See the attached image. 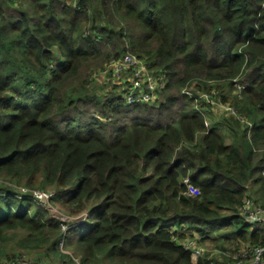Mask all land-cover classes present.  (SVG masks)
I'll list each match as a JSON object with an SVG mask.
<instances>
[{
    "label": "trees",
    "instance_id": "obj_1",
    "mask_svg": "<svg viewBox=\"0 0 264 264\" xmlns=\"http://www.w3.org/2000/svg\"><path fill=\"white\" fill-rule=\"evenodd\" d=\"M129 53L168 79L159 104L92 95L94 70ZM249 191L264 206V0H0V259L226 261L196 257L180 230L263 242L239 214Z\"/></svg>",
    "mask_w": 264,
    "mask_h": 264
},
{
    "label": "built area",
    "instance_id": "obj_2",
    "mask_svg": "<svg viewBox=\"0 0 264 264\" xmlns=\"http://www.w3.org/2000/svg\"><path fill=\"white\" fill-rule=\"evenodd\" d=\"M162 79H166L165 76L162 73L159 75L156 71L150 69L149 63L145 59L129 53L119 58L110 59L103 67L93 72L91 84L102 90L103 94L117 91L118 96L123 100L125 105H148L157 101L159 99V92L166 87L167 81L162 82ZM186 93L190 94L187 91ZM226 112L237 115L234 110H226ZM184 182L188 185L189 195L198 196L200 194L198 189L189 185L188 178ZM36 194L46 199L52 196V194L45 192H37ZM256 200L249 191L238 208L239 214L244 217L248 224L253 223L255 224L253 227L264 229V208ZM62 220H66V217L64 216ZM183 227H185L184 224ZM174 230L176 231L177 228ZM173 240L176 241L177 237H173ZM179 240L196 257H204L208 253H212L215 256H224L226 258V261L213 260L212 264H264V241L257 244L241 243L237 246L238 248H230L224 251L217 248L210 250L197 243L188 245L186 244V242H189L187 239L179 238ZM0 264L48 263L35 257H30L27 254H22L9 259H0Z\"/></svg>",
    "mask_w": 264,
    "mask_h": 264
},
{
    "label": "rangeland",
    "instance_id": "obj_3",
    "mask_svg": "<svg viewBox=\"0 0 264 264\" xmlns=\"http://www.w3.org/2000/svg\"><path fill=\"white\" fill-rule=\"evenodd\" d=\"M103 66H99L98 68H96L94 70V72L96 70H98L99 68L103 67ZM161 73H162V71L161 72H158L157 74L160 75ZM165 81H167V83H168V79L167 78L166 79H162V82H165ZM217 86H222V88L221 89L219 88V89L220 90H223L222 93L224 95H226V97L229 96V95H231V93H230V86H231V84L229 82H226V83H217ZM240 88H241V85L238 84V82L234 83L233 92L234 93L235 92H238L240 90ZM90 89L92 90V95L93 96L96 95V96H99L101 98H104V97L100 96V95H103V92H102V90H100L99 88H97V86L91 84L90 85ZM163 90H161L159 92V99L157 101H155L154 103H151V104H148V105H157V104H159V102L162 99L161 94H162V91ZM186 91L187 92H190V94H187ZM183 92L186 93L188 96L194 97L197 100L198 99L205 100V102H207V104H209V107H212V109L217 110L216 113H214V114L225 115L226 114V110H234V112L238 115V111L235 110V109H233L234 107L232 106L231 103H229L228 105L221 104L220 103V101H219L220 99L219 98L221 97L220 96L221 94L218 95L217 92H215L214 90H212L210 92L209 91H202V90L200 91L199 90V91H196V93H197L196 94L195 91L193 90V88H186V89L183 90ZM22 190L23 191H26V189H24V188H22ZM249 190L253 191L252 188H249ZM254 197L256 199L257 198H260L259 196H254ZM47 204H48L49 208L52 210V212H53V214L55 216L60 217L61 219L64 218L63 212H61L58 207H56L55 205L54 206L53 205H49L50 204L49 203V199H47ZM263 208H264V206H263ZM71 218L72 217H70V218L67 217L66 219L69 220V221H71ZM248 226H250L251 229L255 228V227H253V226H255V224H253V223H249ZM180 233L182 234L183 237H185V239L189 240V242H186V244L189 245L191 243H197L200 246H203L205 248H209L210 250L214 249L215 245H218V246L219 245H222V246L223 245H226V248H233L240 241L238 239H232L231 240V241H233L232 243H226L224 241V239L218 235L217 232L209 233L208 235L203 236V235H201L200 232H196V231H194V230H192L190 228H187L186 225H185V227H182V229L180 230ZM206 237H207V239H205ZM210 238H216L217 239V243L211 241ZM241 241H243V240H241ZM194 247L197 248L196 246H194ZM60 248H61L62 251L65 252L64 247H63V243H60ZM6 250L8 252L7 254H9V255H15L16 256V255L22 254L23 252H27L30 256L35 257L37 259H40V257H41V252H39V251H30V250H23V249L21 250V249H17V248H13V247H7ZM2 257H5V256H2ZM42 261L47 262L48 264H51L49 262V259L48 258H42ZM54 264H59V263L58 262H54ZM71 264H75V263L73 262Z\"/></svg>",
    "mask_w": 264,
    "mask_h": 264
},
{
    "label": "water",
    "instance_id": "obj_4",
    "mask_svg": "<svg viewBox=\"0 0 264 264\" xmlns=\"http://www.w3.org/2000/svg\"><path fill=\"white\" fill-rule=\"evenodd\" d=\"M36 193H37V192H35L34 196H35V198H36L37 200H39V201H41V202H43V203H47V199H46V198L41 197V196L37 195Z\"/></svg>",
    "mask_w": 264,
    "mask_h": 264
},
{
    "label": "crops",
    "instance_id": "obj_5",
    "mask_svg": "<svg viewBox=\"0 0 264 264\" xmlns=\"http://www.w3.org/2000/svg\"><path fill=\"white\" fill-rule=\"evenodd\" d=\"M30 251H32V250H30ZM22 254H27L28 256H30L27 252H23ZM22 254H19V255H22ZM30 257H32V256H30Z\"/></svg>",
    "mask_w": 264,
    "mask_h": 264
}]
</instances>
